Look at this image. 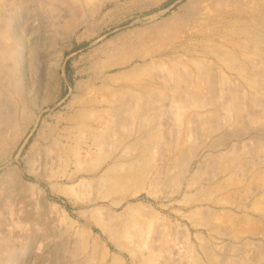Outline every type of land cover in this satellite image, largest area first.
<instances>
[{"label":"rangeland","instance_id":"1","mask_svg":"<svg viewBox=\"0 0 264 264\" xmlns=\"http://www.w3.org/2000/svg\"><path fill=\"white\" fill-rule=\"evenodd\" d=\"M79 1L85 13L64 40L50 35L39 0L15 22L36 41L24 48L27 104L11 102L0 129V176L18 166L25 183L0 192L12 236H0V264H61L44 254L43 226L28 241L17 233L34 224L24 211L35 204L47 206L53 231L72 223L88 264H136L102 217L145 224L150 264L175 259L174 243L183 264H264V0ZM147 85L158 101L141 128L151 142L140 145ZM122 96L133 103L113 122ZM229 97L240 115L223 108ZM44 151L61 161H44Z\"/></svg>","mask_w":264,"mask_h":264},{"label":"bare ground","instance_id":"2","mask_svg":"<svg viewBox=\"0 0 264 264\" xmlns=\"http://www.w3.org/2000/svg\"><path fill=\"white\" fill-rule=\"evenodd\" d=\"M15 1L0 0V129H2V130H5V128H3L6 126L5 123L8 121V119H10V116H13L12 112H15V108H14V110H12L13 106L11 104L14 103L15 101L17 102V100L19 101V104H21L22 108H24L25 105L27 104V99L25 96V93L27 91V85H26V80L24 77L25 76L24 71H25L26 65H27V68L30 65V59L31 58H30V56L28 58H26V55H25L26 52L24 51V48H27L29 51H32L34 49L35 41H36V40H33L34 38L32 39V37H31L32 32H29V34L28 33L24 34V33H22L23 30L21 28L20 29L22 32L18 30L19 28L18 29L15 28V22L21 18V15L23 13L22 9H24V7L26 8L27 5H30L28 0H19L17 2H15ZM78 1L77 0H39L40 5H42L40 7L41 11H39L41 14V18L43 19V21H46V23L44 24L45 27L46 28L48 27V29L50 30V35L56 36V40H57V38H58V40H60V39L65 38V36L66 37L70 36L73 33V31L76 29L78 22L76 21L77 18L75 19V15L76 14L78 15V13L81 11V7H83V5L81 6V4L79 3L80 1L79 2ZM32 4L33 3H31V5ZM27 7H29V6H27ZM82 12H84V11L82 10ZM84 13H81V14L83 15ZM80 23L81 22L79 20V24ZM30 31H32V30H30ZM60 42H62V41H60ZM66 42L68 43V41H66ZM66 42H63V45ZM54 43H55V41H54ZM64 46H61V43H60L57 50L60 52ZM223 58H225V57H223ZM128 87L132 88L131 86H128ZM134 88H133V92L137 91V89L134 90ZM125 90H126V92H128V89L126 87H125ZM131 90H130V92H131ZM154 92L155 91H153L151 89L150 85L145 86V89L141 91V94L143 96L141 98L142 102H140L141 104H139V105H141V107L139 105H137L139 110H138V112L135 111V112H137L135 115V117H136L135 124H136L137 129H138V132L136 131L137 132V134H136L137 139L135 138L136 139L135 141H137L136 144L139 143L140 145L141 144L145 145L148 142L149 143L151 142V141H149V139L153 136L152 135L153 133L151 134L152 135L151 137L148 136L150 128L147 130L146 133H143L144 131L142 129L147 128V127H145L147 125V121L151 122L150 111L155 107V105L157 104L156 102L158 101V100L156 101L157 96H155L156 93L154 94ZM129 94L130 95L132 94L134 96L133 93H128L127 94L128 97H130ZM124 97H126V96H124ZM128 97L125 98L126 101L123 100V101H121L122 103L120 102L122 105L118 104L119 107L118 106H115L114 108L112 107L113 111L115 112V115L112 114V116H114V117H112L111 114H109L111 116V117H109V119L111 118V121H113V122L118 121L119 122L122 120L121 118L124 115H121L119 113L122 110L121 108L123 106H125V103L130 104V102H132L129 100ZM229 98L230 99H228L227 102L224 103L226 105H224L223 108L225 107L226 110H228L227 109L228 107L233 108L237 111L236 114H239L240 109H242L241 105H239V102H238L239 100L237 98H231V97H229ZM119 99H121V98H119ZM137 99H138V97H137ZM127 100H128V103H127ZM138 100L135 99L133 101H135V103L137 104ZM160 102H162V101H160ZM171 102L173 103L176 101L174 99V101H171ZM171 102L166 103L164 101V104L166 103L165 104V106H166L167 104H169ZM111 103H113V102H111ZM136 104H135V106H136ZM164 104H163V106H164ZM177 104L178 103L173 104V105H177ZM160 105H161V103L159 104V106ZM137 106L134 107L135 109L133 108V106H132V108L134 110H136ZM125 108H127V106ZM166 108H167V106H166ZM168 109H169V107H168ZM111 112H112V110H111ZM128 112H129V110H128ZM133 113L134 112H132L131 115ZM123 114H124V111H123ZM132 117H134V115H132L130 118H132ZM107 121L109 122L110 120H107ZM150 122L148 123L149 127L151 125L153 126V124H155V122H153V121H152L153 123H151V124H150ZM115 124H117V123H115ZM102 126H104V125H102ZM1 132L2 131L0 130V133ZM0 136H1V134H0ZM44 152H45V154H43L44 157L42 158L44 161H53L54 162V161H57L61 156L60 152H55V153H48L46 151H44ZM234 160H236V159H233V161ZM7 161L10 162V158ZM58 161H61V160L59 159ZM231 163L232 162H230V164ZM238 167L239 166L237 165V169H238ZM15 183L25 184L23 178L20 175V171H19L18 166L10 165L9 168L4 173H2V175L0 176V192L2 191L3 188L9 187ZM36 201H37V199H36ZM35 205L36 206H35V209L33 211H31V210H25L24 211V218L32 220L34 224L31 226L30 230H26V229H24V227L22 229L20 226L19 227L20 230L16 229L18 231L17 233H21V232L24 234L26 233L24 235V237H25L26 241H28V239L32 237V235H33L32 233L36 232V230L38 228L37 225L40 227L43 226L45 228L43 233L46 234L48 237L44 254L48 255L49 253H54L56 255L55 259L57 261L59 259L61 261V264H88V260H89L88 259L89 258L88 245L89 244H88L87 240L85 238H83L78 231H76V229H74V230L72 229V227H71L72 223L68 224V225L67 224L66 225L65 224H61V225L59 224L56 226L55 230L53 231L50 228V226H52V222H54V218H52V217L47 218V215H46V212L48 211L47 206H43L42 204L41 205L35 204ZM8 223H9V219L5 215L0 214V236H4L5 238L6 237H9V238L12 237L9 234L10 232H8V230H7L8 228H7L6 224H8ZM98 223L103 227V229H105L107 232H109V235H113V239L116 238V240H115V241H117L116 243L121 248H124L125 250L128 251V253L132 256V260L136 264H150V256H152V255H150V253H151L150 251L153 248H150L149 250L144 249V246L146 245V243H145V237L147 236L146 232H148L147 231L148 227H146L145 224L143 225V223H142V225H141V223L139 221L137 222L134 217L122 219L120 222H117V223H113V221H111L110 217H107V218L102 217L101 219L98 218ZM15 226H16V224H15ZM12 227H14V225H12ZM40 227H39V229H40ZM14 233H15V231H14ZM152 251H154V250H152ZM11 252H12V250L9 253L7 252V254L10 255ZM90 252H91V250H90ZM170 252L173 253L174 256H176L175 259L178 260V262L175 263V259H173L171 262L169 261V263H167V264H183L184 259L182 258V255L179 254L180 252L177 249V246L175 243H174V246ZM3 254L4 253H2L1 256H3ZM5 255H6V253H5ZM119 256L120 255H115L113 257V259L116 261L117 260L121 261V259H120L121 256L120 257ZM3 257H5V256H3ZM152 259H153V257H152ZM116 261H114V262H116ZM154 261H155V259L152 260L151 263ZM89 263H90V261H89ZM99 264H110V263L106 262V261H101ZM116 264H117V262H116ZM121 264H123L122 261H121Z\"/></svg>","mask_w":264,"mask_h":264}]
</instances>
